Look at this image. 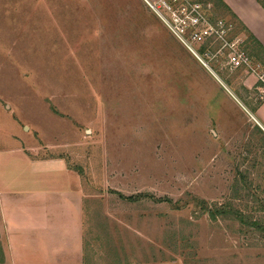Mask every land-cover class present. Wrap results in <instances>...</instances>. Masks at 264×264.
Returning <instances> with one entry per match:
<instances>
[{
  "label": "rangeland",
  "instance_id": "1",
  "mask_svg": "<svg viewBox=\"0 0 264 264\" xmlns=\"http://www.w3.org/2000/svg\"><path fill=\"white\" fill-rule=\"evenodd\" d=\"M203 58L145 0H0V150L79 171L109 263L264 264V99Z\"/></svg>",
  "mask_w": 264,
  "mask_h": 264
},
{
  "label": "crops",
  "instance_id": "2",
  "mask_svg": "<svg viewBox=\"0 0 264 264\" xmlns=\"http://www.w3.org/2000/svg\"><path fill=\"white\" fill-rule=\"evenodd\" d=\"M220 1L264 50V8L258 1ZM258 53L264 62V52ZM246 85L258 87L253 76ZM253 117L264 127V101ZM16 149L0 150V220L7 264H112L93 250L87 234L88 206L79 171L61 158L40 159ZM132 261L113 264H145Z\"/></svg>",
  "mask_w": 264,
  "mask_h": 264
},
{
  "label": "built area",
  "instance_id": "3",
  "mask_svg": "<svg viewBox=\"0 0 264 264\" xmlns=\"http://www.w3.org/2000/svg\"><path fill=\"white\" fill-rule=\"evenodd\" d=\"M145 1L167 29L203 65L207 64L204 56L214 58L221 53L226 57L230 71L246 70L256 78L260 98L264 99V66L255 63L248 56L237 38H231L233 28L224 19L212 23L211 16L203 10L202 3L198 0ZM200 44L209 46L204 55L197 50L196 46ZM216 44L218 50L213 53L211 48Z\"/></svg>",
  "mask_w": 264,
  "mask_h": 264
},
{
  "label": "trees",
  "instance_id": "4",
  "mask_svg": "<svg viewBox=\"0 0 264 264\" xmlns=\"http://www.w3.org/2000/svg\"><path fill=\"white\" fill-rule=\"evenodd\" d=\"M257 1L264 8V0H257ZM217 7L224 9L238 23V25L240 26V28H239L240 31H243L245 34H247L248 38L243 43V49L247 52L248 56L255 62L256 59L254 56L258 57L259 51L264 52V50L262 49L260 44L256 41V39L253 37V35L250 34V32L238 21V19L231 13V11L220 0H218V6ZM217 20H219V18H216L214 20V19H212V17H210V21L212 23H215ZM228 24L231 25L233 28V31L231 32V38L234 39L238 36L239 30L237 31V29L233 27L234 26L233 23L230 22ZM208 47H209L208 44L201 46V48L199 49L200 54L204 55L207 52ZM217 50H218V44L214 45L211 48V51L213 53H216ZM257 64L264 66V62L263 63L258 62ZM205 210H206V212H209L208 208H206ZM1 262L2 261L0 259V263Z\"/></svg>",
  "mask_w": 264,
  "mask_h": 264
}]
</instances>
